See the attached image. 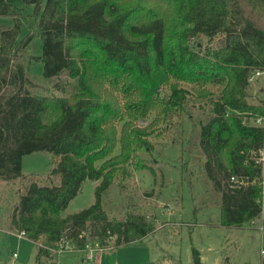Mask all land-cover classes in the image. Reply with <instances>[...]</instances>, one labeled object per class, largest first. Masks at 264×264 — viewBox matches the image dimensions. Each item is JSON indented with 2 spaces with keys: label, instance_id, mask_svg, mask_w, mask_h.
Wrapping results in <instances>:
<instances>
[{
  "label": "trees",
  "instance_id": "obj_1",
  "mask_svg": "<svg viewBox=\"0 0 264 264\" xmlns=\"http://www.w3.org/2000/svg\"><path fill=\"white\" fill-rule=\"evenodd\" d=\"M23 2L34 5L35 20L20 38L21 10L0 0V16L12 17L0 24V187L16 190L8 227L38 245L35 264L60 249L102 250L153 232L146 212L109 217L102 196L136 171L153 172L142 154L192 110L202 115L203 168L221 224L261 216L264 126L256 121L264 99L249 89L264 71V0ZM35 36L45 77L69 78L60 95L31 91ZM37 151L53 155L45 181L23 173L24 156ZM87 179L99 181L96 201L63 215Z\"/></svg>",
  "mask_w": 264,
  "mask_h": 264
},
{
  "label": "rangeland",
  "instance_id": "obj_2",
  "mask_svg": "<svg viewBox=\"0 0 264 264\" xmlns=\"http://www.w3.org/2000/svg\"><path fill=\"white\" fill-rule=\"evenodd\" d=\"M21 12L20 38L30 30L35 20L34 5L23 0H11ZM12 17L0 16V24L10 23ZM201 45L208 42L200 38ZM216 37L213 44L216 45ZM43 52L41 36H35L30 45L33 59L28 76L33 82L31 91L39 95L62 94L61 87L69 78L62 74L55 78L44 75V64L35 56ZM201 112L192 110L184 115L163 136L154 139L149 155L142 154L146 166L153 172L136 171L130 180L111 185L102 196L109 217H123L127 212H146L154 220L155 230L142 240L93 252L92 259L82 261L77 254L57 251L47 264H194L193 248L200 251L203 264H261L264 254V203L261 216L241 227L224 226L220 222L221 200L212 189L204 173V154L199 145ZM53 167L49 151H37L23 158V173L45 181ZM99 181L87 179L82 190L63 211L75 213L96 201ZM21 182L14 184L19 187ZM16 201V190L0 187V264H34L36 247L30 241L14 237L5 229L4 222ZM6 218V219H5ZM115 238L111 239L114 244ZM97 245V244H96ZM95 245V247H96ZM95 250V249H94ZM64 251H71L65 249ZM16 252V255H14ZM80 255V256H79Z\"/></svg>",
  "mask_w": 264,
  "mask_h": 264
},
{
  "label": "crops",
  "instance_id": "obj_3",
  "mask_svg": "<svg viewBox=\"0 0 264 264\" xmlns=\"http://www.w3.org/2000/svg\"><path fill=\"white\" fill-rule=\"evenodd\" d=\"M250 94L252 95V98L253 97H262L264 98V71L260 72L259 74H255L253 76V78L251 79V84H250ZM264 123V122H263ZM262 125V124H261ZM264 126V124H263ZM263 154V159H264V150L262 152ZM263 186H264V182H263ZM6 219V218H5ZM2 223H4V226H5V229L8 230V234L10 233L11 235H13L14 237H17L19 239H24V240H27V241H30L34 244V246L36 247V253H37V250H38V245L36 243H34L33 241L23 237V236H20L18 235L17 233H15L14 231L10 230L9 227H8V220L6 219L4 222L2 221ZM62 252V251H61ZM65 252H69V253H74L76 252L77 254H79L80 250H72V251H64L60 254L62 255L63 253ZM36 253H35V257H36ZM81 253V252H80ZM14 255H16V252H14ZM80 256V255H79ZM84 256H86V259H92L87 255H82L81 258H82V261H85L86 259L84 258ZM34 264H35V260H34ZM57 264H59L57 262Z\"/></svg>",
  "mask_w": 264,
  "mask_h": 264
},
{
  "label": "built area",
  "instance_id": "obj_4",
  "mask_svg": "<svg viewBox=\"0 0 264 264\" xmlns=\"http://www.w3.org/2000/svg\"><path fill=\"white\" fill-rule=\"evenodd\" d=\"M259 73H260V72H258V73H256V74H259ZM255 98L264 99V98H262V97L260 98V97H258V96L255 97ZM263 122H264V117H260V118H258L257 121H256V123L259 124V125H261V124L263 125V124H264ZM263 193H264V191H263ZM66 249H67V248H66ZM58 251L61 252V251H63V249H60V250H58ZM93 252H94V249H92L91 252L88 254V256H89L90 258L93 257V256H92V255H93ZM262 253L264 254V249H262Z\"/></svg>",
  "mask_w": 264,
  "mask_h": 264
}]
</instances>
